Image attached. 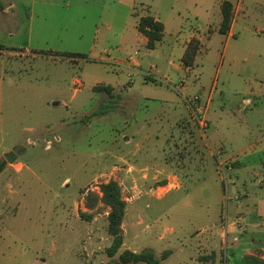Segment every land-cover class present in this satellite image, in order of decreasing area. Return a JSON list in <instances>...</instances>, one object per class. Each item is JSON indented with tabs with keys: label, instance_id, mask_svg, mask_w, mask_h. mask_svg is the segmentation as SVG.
I'll list each match as a JSON object with an SVG mask.
<instances>
[{
	"label": "rangeland",
	"instance_id": "1",
	"mask_svg": "<svg viewBox=\"0 0 264 264\" xmlns=\"http://www.w3.org/2000/svg\"><path fill=\"white\" fill-rule=\"evenodd\" d=\"M170 2L0 0V264H122L124 249L167 251L161 264L264 262V6L253 32H213L186 69L181 41L199 21L167 28L153 49L136 29V12L166 14ZM206 104L201 132L191 110ZM188 139L205 168L180 157ZM147 155L168 168L128 171ZM218 160L233 161L225 179ZM110 179L127 202L114 256L109 208L85 206Z\"/></svg>",
	"mask_w": 264,
	"mask_h": 264
},
{
	"label": "trees",
	"instance_id": "2",
	"mask_svg": "<svg viewBox=\"0 0 264 264\" xmlns=\"http://www.w3.org/2000/svg\"><path fill=\"white\" fill-rule=\"evenodd\" d=\"M231 3L227 0H224L221 3V15L222 19L218 28L220 33H226L230 26L231 21ZM137 29L146 37V47L153 49L157 41H159L163 36V24L155 19L153 16L147 14L140 16L137 22ZM4 47L0 45V51ZM199 50V41L196 38L190 39L187 43L184 52L181 56L182 65L185 67H191L194 64L195 57ZM13 51V50H11ZM59 56L64 57H84L82 54H75L70 52L55 53ZM93 89L96 91H104L106 93H111L113 88L110 85L97 84L93 86ZM185 122V123H184ZM182 122V133L185 135L189 131L192 132L194 129L189 122L186 120ZM187 137V136H186ZM181 140L178 138V143L185 141V138ZM188 144L185 146L184 142L181 144L182 148H187L188 150L180 155L183 159L189 158V162L195 166H200L205 168L206 158L203 155L202 151H196L190 140L188 139ZM177 144H175V147ZM194 160V162L192 161ZM3 165V162L0 163V169ZM191 164L179 165L182 167H187ZM175 169V168H174ZM97 202H101L106 205L109 210L107 213V231L112 236L111 244L106 248V253L108 256H114L120 247L122 246L124 233L122 230V221L125 215L127 202L122 197L121 186L116 180H108L98 184V190H88L85 194V206L87 208H94ZM88 219L90 215L86 216ZM165 251L160 258L156 257L151 250H142V251H133L130 249H124L119 254V260L122 264H133L137 262H145L147 264H161V259L165 258L167 255ZM246 264H264L260 259L255 256L248 255L246 256Z\"/></svg>",
	"mask_w": 264,
	"mask_h": 264
},
{
	"label": "crops",
	"instance_id": "3",
	"mask_svg": "<svg viewBox=\"0 0 264 264\" xmlns=\"http://www.w3.org/2000/svg\"><path fill=\"white\" fill-rule=\"evenodd\" d=\"M223 1L224 0H171L168 12L166 14L159 11V9H155V8L153 9V13H151L149 10L147 11V9L144 13L136 12V15H137L136 29H137V22H138L139 17L143 15H147V14L153 16L155 19L159 20L163 24V33L167 28L172 29L173 31L179 32L181 28L186 24V21H188L190 17L194 18L196 21H199L202 25V29L200 28V25L196 27L197 32L193 28H191L189 32L186 34V36L184 37L183 41H181L180 57L182 56L187 43L192 38H196L199 41V50H198L199 52L200 48L203 45L204 39H207L211 34H213V32L226 36L227 40L229 38H235L236 36H237L236 38H238L239 37L238 34H240L241 31H242L241 32L242 35H245L248 32H253L251 29L247 27L246 25L247 21H250L251 16L255 12L254 8L257 4L264 6V0H227L231 3V6H232L230 26L228 30L226 31V33H220L218 31V28H219V25L222 19L221 3ZM179 4H182V7L179 6ZM1 10L7 12L9 9L5 7ZM262 16L264 17V14ZM260 28L256 29L255 32L259 35L264 36V28L263 29H260ZM200 31H202V33H200ZM138 33L142 37L146 45V37L139 31ZM161 39L156 42L155 46L157 45L158 42L161 41ZM0 45L4 47L2 51H9L8 46H5L1 43ZM90 54L95 57L97 56L92 52ZM106 54L111 56V54L107 51H106ZM50 56L56 57V58H62L61 56L59 55L57 56L56 54L50 55ZM66 58L76 59V60L81 59L80 57H66ZM222 59L225 60V56L223 55V53H222ZM191 67H186V69H189ZM206 105H207V110H208V104ZM123 137H124L123 140L125 142L130 141V136H128L127 134L124 135ZM146 157L147 158H143L142 160L138 159L139 161L137 160L134 161L136 162L134 165L130 163L129 167L127 168L128 171H130V169H135L138 165H142V164L143 165L146 164L145 167L147 168L149 166L151 168L155 166L162 167L163 169L168 168L163 162H160L158 160V157L155 158L153 155H149V156L147 155ZM127 158L128 157H126V159ZM122 160L126 162L125 159H122ZM168 179H171V178L169 177ZM233 214H234V217L238 219L240 218V211H238L237 209L234 211ZM229 225H230V229H233L235 222L232 220L231 222H229Z\"/></svg>",
	"mask_w": 264,
	"mask_h": 264
},
{
	"label": "built area",
	"instance_id": "4",
	"mask_svg": "<svg viewBox=\"0 0 264 264\" xmlns=\"http://www.w3.org/2000/svg\"><path fill=\"white\" fill-rule=\"evenodd\" d=\"M194 99H197L196 96H194ZM207 110V105L206 107L201 108V107H196V109L191 110V115L194 121L197 124V128L202 132L206 127H207V121L205 117V112ZM194 111V112H193ZM218 153H221V151H218ZM233 161L229 160H218L217 161V169L218 172L221 173L225 179V170L230 171L233 168ZM228 198V196H226ZM237 198V196L235 197Z\"/></svg>",
	"mask_w": 264,
	"mask_h": 264
}]
</instances>
